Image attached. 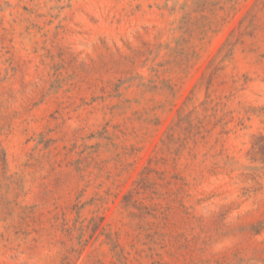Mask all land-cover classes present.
<instances>
[{
  "label": "rangeland",
  "instance_id": "obj_1",
  "mask_svg": "<svg viewBox=\"0 0 264 264\" xmlns=\"http://www.w3.org/2000/svg\"><path fill=\"white\" fill-rule=\"evenodd\" d=\"M0 264H264V0H0Z\"/></svg>",
  "mask_w": 264,
  "mask_h": 264
}]
</instances>
